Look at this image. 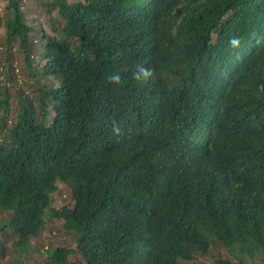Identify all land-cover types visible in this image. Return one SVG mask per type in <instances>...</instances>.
Listing matches in <instances>:
<instances>
[{
    "label": "trees",
    "instance_id": "obj_1",
    "mask_svg": "<svg viewBox=\"0 0 264 264\" xmlns=\"http://www.w3.org/2000/svg\"><path fill=\"white\" fill-rule=\"evenodd\" d=\"M4 1L1 259L47 220L74 240L47 264H264V0H34L58 38Z\"/></svg>",
    "mask_w": 264,
    "mask_h": 264
},
{
    "label": "rangeland",
    "instance_id": "obj_2",
    "mask_svg": "<svg viewBox=\"0 0 264 264\" xmlns=\"http://www.w3.org/2000/svg\"><path fill=\"white\" fill-rule=\"evenodd\" d=\"M74 1V0H67ZM4 0H0V11L3 12L4 7ZM29 10V22L33 25L40 26L43 31H45L46 34L52 36V37H59L58 33L53 31L52 24L49 22L48 17H51L52 21L55 23V27L59 31L60 29V17L57 13V9L54 8L51 11L50 16H45V13L42 11L41 6L34 0H26V9ZM4 14V13H3ZM4 34V30H0V35L2 36ZM16 62L15 65V72H13L14 75L17 74V79L21 78L22 81V88L29 94L33 95L34 90L32 88V82L30 81V78H27V68L23 63V58H19L18 55L15 56V59L13 60ZM11 77L9 75L7 70H3L2 74L0 75V79L2 81V85L8 84L7 78ZM14 89L11 88V94L13 95ZM13 104V101H12ZM13 118V116H12ZM51 117H49L50 120ZM48 120V121H49ZM72 197L71 190L68 186L64 185H57V192L53 196V208H60L63 204H66L70 201ZM5 220H7L6 215L2 214L0 212V228L5 226ZM4 223V224H3ZM72 234L67 233L63 226L59 222L55 221H47L45 224V230L43 233H41V236L37 239H34L31 241V245L29 246V249L26 252H22V257L19 260L20 264H47L46 261L48 259L47 251L51 248H65L71 250L74 248V240L71 236ZM12 238L6 243L7 253L4 258L1 259L0 257V264H11V260L13 258L14 248L11 244ZM217 252H221L222 255L225 254V251L223 250H217ZM76 257V256H75ZM74 259V257H71ZM256 264H261L262 262L259 260L255 261ZM210 260H200L195 264H210ZM250 264V263H246Z\"/></svg>",
    "mask_w": 264,
    "mask_h": 264
},
{
    "label": "clouds",
    "instance_id": "obj_3",
    "mask_svg": "<svg viewBox=\"0 0 264 264\" xmlns=\"http://www.w3.org/2000/svg\"><path fill=\"white\" fill-rule=\"evenodd\" d=\"M241 45V40L239 37L230 38V46L233 49H238ZM137 69L139 71H137ZM153 76L152 70L150 68L143 67L139 64L136 65V71L133 73L132 78L138 81L147 82ZM109 83L116 84L118 86L122 85V77L119 73H111L106 77ZM115 131V128H114Z\"/></svg>",
    "mask_w": 264,
    "mask_h": 264
}]
</instances>
